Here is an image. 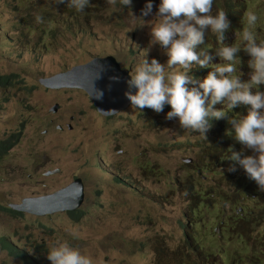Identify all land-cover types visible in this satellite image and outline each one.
Segmentation results:
<instances>
[{"label":"rangeland","instance_id":"374dc122","mask_svg":"<svg viewBox=\"0 0 264 264\" xmlns=\"http://www.w3.org/2000/svg\"><path fill=\"white\" fill-rule=\"evenodd\" d=\"M40 1L45 9L59 14L53 0ZM224 1L213 2V15L218 12L215 5L222 10ZM146 2L132 0L130 9L121 10L119 0L115 7L107 0H95L94 9L77 25L66 29L65 20H59L61 27L37 39L30 30L39 23L15 11L16 5L33 2L0 0V74H15L22 83L0 88V140L21 133L17 145L0 162V205L51 194L76 177L84 186L78 221L66 212L37 217L0 212V237L34 257L35 264H50L47 252L65 241L91 257L93 264H264V198L251 201L250 210L236 224L225 220L221 227V211L228 217L231 208L224 174L228 167L214 163L197 183L186 169L197 158L203 136L181 128L178 118L166 119L169 105L159 113L130 106L106 117L81 90H52L39 84L41 79L89 61L92 55H113L132 73L142 60V50L149 48L147 22L155 19L160 4V0H151V14L141 16ZM238 4V11L232 12H237L233 22L239 32L226 31L224 44L243 47L242 31L249 11L259 17L256 37L261 43L264 0H235ZM210 33L206 30L205 36ZM214 36L205 38L213 51V65L205 68L206 73L226 63L215 56L223 45ZM237 55L242 63L232 75L242 73L241 80L247 82L250 57L243 50ZM148 58L161 64L167 61L158 45L150 47ZM201 69L194 67L188 74L202 81ZM187 87L198 88V83ZM259 90L264 91V85ZM55 105L56 112H52ZM245 114L241 110L238 119ZM211 124L206 142L217 143L221 134L231 141V125ZM231 146L218 145V153L211 152L204 163L210 166L220 152L227 156ZM241 148L245 155H255ZM237 170L242 168L237 166ZM200 186L212 190L208 195L214 198L205 206L203 202L201 211L191 213L190 205L203 201L195 193ZM214 203L223 205L209 208ZM185 233L197 240L191 247L202 256L198 263L185 249ZM0 264L24 263L2 250Z\"/></svg>","mask_w":264,"mask_h":264},{"label":"clouds","instance_id":"9594fccd","mask_svg":"<svg viewBox=\"0 0 264 264\" xmlns=\"http://www.w3.org/2000/svg\"><path fill=\"white\" fill-rule=\"evenodd\" d=\"M215 1L160 0L155 19L147 22L151 36L149 48L142 50V60L134 71L130 73L129 69L113 55L111 56L122 69L129 72V78L124 81L127 88L124 96L130 102L128 108L131 106L139 111L148 108L159 113L167 104L171 110L167 112L166 119L178 118L181 128L200 133L204 139L212 127L211 122L215 121L219 125L225 122L231 125V130L234 132L232 141L234 139L236 141H233L234 143L251 150L255 155H245L242 148L240 151H235L230 147V156L227 160L231 163L227 171L235 172L237 166L242 168L239 173H245L248 179L255 181L257 190L264 194V91L259 90L261 85H264V39H261L262 43H257L256 28L259 17L254 11L247 12V27L242 31V48L232 44L226 46L225 32L230 24L227 12L221 10L219 6L215 5L218 12L212 14ZM53 2L66 3L77 11H83L90 0H53ZM107 2L113 7L117 5V0H107ZM119 4L121 10L124 7L130 9L132 0H119ZM152 7L151 0H148L141 10V16L151 14ZM36 20L38 23L43 22L40 16H37ZM140 24L143 25L144 22L141 21ZM206 30L215 34L223 45L215 52V56L226 62L211 71L207 70V73L204 70L209 68V65H213L211 64L213 55L208 50L196 51L199 45L205 43ZM153 45L163 49L167 56L166 64H161L155 58H148L149 49ZM241 50L250 57L248 67L251 72L247 82L241 80L242 73L238 76L232 75L237 71L236 65L242 63L237 55ZM194 67L202 68L200 70L204 73L202 81L197 82L188 74ZM166 68L175 71L166 72ZM104 71L106 68L101 65L95 79L102 78ZM109 79L117 83L120 81L118 76H111ZM197 83L198 88L187 87L189 84ZM92 87L94 98L102 100L103 90L96 89L94 85ZM238 107L236 118L230 119V111ZM241 110L246 111V114L238 119ZM186 160L189 162V159ZM47 259L50 264H93L91 257L82 255L67 241L52 247L47 252Z\"/></svg>","mask_w":264,"mask_h":264},{"label":"trees","instance_id":"16d2710c","mask_svg":"<svg viewBox=\"0 0 264 264\" xmlns=\"http://www.w3.org/2000/svg\"><path fill=\"white\" fill-rule=\"evenodd\" d=\"M45 1V0H43ZM52 2V0H49ZM94 1L95 0H90L89 5L83 10V11H77L75 8L67 6L66 3L64 4H55V9L56 11L59 12V14H53L50 10L45 9L44 6L42 5V2L40 0H27V3L33 2V4L29 5H16L15 6V11L19 14L21 18H30L34 21L37 22L36 17L40 16L43 18V22L39 23L37 27H33L30 30V33H35L36 36L35 38L37 39H45L46 36L51 35L54 30L57 27H61L60 21L59 20H65L66 25L64 28L66 29H71L72 26L77 25L79 21L84 18L88 12L92 9H94ZM239 9V4L235 6V0H225L223 4L222 10L227 12V19L229 21V28L227 31H238L239 27L236 24H234V20L237 17V12L234 13L232 11H238ZM231 18V21H230ZM48 22V23H47ZM206 37H211L215 38L213 33L208 34ZM260 37H256V40L258 42ZM262 43V42H261ZM208 50L210 53H213L211 46L206 45L205 43L202 45H199L196 49L197 52ZM95 57L94 55L90 56V58ZM77 65V64H76ZM17 75L15 74H0V88L2 89H10L20 84L18 81H16ZM23 88H26L23 86ZM244 110H246V107H244ZM238 108H234L230 111L229 118L234 119L237 116L238 113ZM233 113V115L231 114ZM214 131V130H213ZM212 131V132H213ZM21 133L16 132V133H11L7 135L4 139L0 140V162L9 154L10 150L14 148L17 143L19 142V137ZM209 137V135L206 136V139ZM206 139L202 138L201 145L199 146L198 150V155L197 158L187 167V172L192 175L197 183L199 180H202V177L206 176L207 171L210 169V167H213L215 164L220 163L223 164V166L228 167L229 164L231 163L227 159L230 156V149H228V155L226 156L225 152H220V157L212 161L211 165L209 166V163H204L203 158L205 157H211V152H217L218 153V145L222 147H226L228 143H230L232 146L231 148L233 150L240 151L241 147L239 144H236L232 141L223 137L221 134V138L217 143H208L206 142ZM230 148V147H229ZM215 163V164H214ZM225 176L227 177V195L229 198L227 199L229 202V216L226 217V211L222 210L221 211V221L219 222V225L221 227L224 226L225 220L227 222H233L236 224L241 218L247 213V211L250 210V203L249 201H254L257 198H260L264 196V194L260 193L257 188V184L255 181H252L248 179L247 175L245 173L240 174L238 170L235 172H227L224 171ZM191 193L193 194L194 189L191 187L190 188ZM207 192L206 195H202L203 192ZM210 191L207 188H197L195 189V193L197 194L198 197H201L203 201H197L195 202L194 205H190L189 210H191V213H196L198 211H201L203 208V202L204 206L206 205V201L211 200L214 198L213 195H208L210 194ZM223 205V203H214L212 204L209 208H213L216 205ZM206 210V209H205ZM0 212H4L6 214H9L14 217H22L24 213L22 212H17L9 208V206H1L0 205ZM68 216L74 220L78 221L79 218L81 217V210L80 208L74 211L66 212ZM189 215V212H188ZM230 224V223H229ZM205 235L208 237H212L211 234L205 232ZM184 245L185 249L195 256L197 263L200 261L201 257L198 252L191 247V244L194 242L196 243L197 240L194 238L193 240H190L188 235L185 233L184 238ZM7 251L11 256H13L16 259H20L24 264H35V258L32 256H28L23 250H20L17 248V246L13 245L12 242L8 241L5 237H0V251Z\"/></svg>","mask_w":264,"mask_h":264},{"label":"water","instance_id":"95a60500","mask_svg":"<svg viewBox=\"0 0 264 264\" xmlns=\"http://www.w3.org/2000/svg\"><path fill=\"white\" fill-rule=\"evenodd\" d=\"M103 65L106 71L102 78L95 79L99 67ZM128 70L120 67L116 59L107 55L94 57L90 61L76 65L71 69L57 73L49 78L41 79L40 85L52 90H81L88 95L96 110L103 116L111 117L128 108L130 102L124 96L127 90L124 81L129 78ZM111 76L120 77V81L113 82ZM103 90V99L94 98V89ZM135 90L133 89V92ZM57 105L52 112H56ZM84 200V186L79 177L74 178L65 187L44 196L24 198L18 204H10L14 211L33 216H45L59 212H70L79 209Z\"/></svg>","mask_w":264,"mask_h":264},{"label":"bare ground","instance_id":"6f19581e","mask_svg":"<svg viewBox=\"0 0 264 264\" xmlns=\"http://www.w3.org/2000/svg\"><path fill=\"white\" fill-rule=\"evenodd\" d=\"M75 212V211H74ZM64 213V212H63ZM37 217V216H36Z\"/></svg>","mask_w":264,"mask_h":264}]
</instances>
